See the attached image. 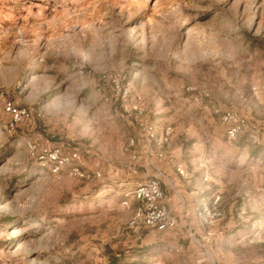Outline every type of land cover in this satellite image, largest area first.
<instances>
[{"label":"rangeland","instance_id":"obj_1","mask_svg":"<svg viewBox=\"0 0 264 264\" xmlns=\"http://www.w3.org/2000/svg\"><path fill=\"white\" fill-rule=\"evenodd\" d=\"M32 3L0 0V264H264V138L231 140L222 122L230 111L264 122V0ZM139 99L143 120L171 129L165 156L177 151L198 199L191 226L174 216L144 262L122 246L140 234L129 194L160 178L159 147L124 110ZM6 102L31 118L12 126ZM32 142L81 146L92 177L41 168ZM134 151L152 176L128 167Z\"/></svg>","mask_w":264,"mask_h":264},{"label":"built area","instance_id":"obj_2","mask_svg":"<svg viewBox=\"0 0 264 264\" xmlns=\"http://www.w3.org/2000/svg\"><path fill=\"white\" fill-rule=\"evenodd\" d=\"M185 90L191 93L194 91V88L186 87ZM126 94L127 91H124V95ZM5 109L11 117L12 126L23 124L32 116V111L28 108L17 106L13 102H6ZM124 110L128 114H133L135 121L139 125L141 137L139 141H144L150 151L152 150V145H157L160 150L157 151L156 155L158 158L163 159L165 157V150L163 148L171 140V129H166L160 135L155 125L143 120L141 115L144 112V107L140 99L127 104ZM222 122L227 126V136L231 140H235L239 135L244 133H249L254 140L264 138V122L261 123L248 114L230 111L223 115ZM28 146L36 163L53 174L67 172L70 176L83 180L92 177V174L83 165V148L81 146L68 150H64L60 145H39L33 142L29 143ZM178 171L181 175H184L183 170L178 169ZM93 176L100 178L101 173L94 172ZM129 196H131V199L130 201H126L125 205L132 207L133 202H135L133 213L128 223L129 229L136 233H141L145 229L167 231L177 228V219L172 216L164 203L165 193L161 178L152 177L139 183ZM204 214L208 218L209 223H212L223 215L221 211H217V208L213 210L205 209Z\"/></svg>","mask_w":264,"mask_h":264},{"label":"crops","instance_id":"obj_3","mask_svg":"<svg viewBox=\"0 0 264 264\" xmlns=\"http://www.w3.org/2000/svg\"><path fill=\"white\" fill-rule=\"evenodd\" d=\"M45 0H41V4L39 3H32L34 6L39 7H46L48 5L47 3H44ZM36 2H40V0H36ZM44 16V15H42ZM42 18H46L45 16ZM134 131V130H133ZM135 134V133H134ZM109 144H112V141L109 142ZM98 150H101L100 148H97ZM181 152V151H180ZM144 153V152H143ZM132 161L129 163L128 167L134 164H145L147 166L146 168L147 173H152L148 167L150 165L149 159L142 154L143 156H139L137 159L135 154L136 151L133 152ZM177 151H173L171 148V145L168 146V150L166 152V156L164 159L157 161L158 167L157 171L161 180H162V187L165 193L164 203L168 207L170 213L175 217H181V221L183 218H185L186 222H193V217L196 214V210L198 209L196 205L194 204V201H197L196 196H194V191H190L188 189H191L192 187V179L194 177V174L189 172L187 169H185V165L182 163L181 160H178L177 157ZM176 158V159H174ZM144 159V162L142 160ZM178 169H181L184 171V175H181L178 171ZM130 172V169H129ZM146 174L145 176H147ZM151 175V174H150ZM149 176V175H148ZM152 176V175H151ZM194 188V187H193ZM170 190V191H168ZM172 191V192H171ZM204 200V199H203ZM135 202H133L132 208H129V214L132 215L133 208H134ZM130 220V219H129ZM185 220L182 222L184 223ZM129 222V221H128ZM189 222L190 226L191 223ZM186 225V224H185ZM184 225V226H185ZM179 230V229H178ZM174 231L167 230V231H157L155 229H145L140 234H135L134 237L128 242L127 244L124 243L125 248L130 247L132 250L129 252L130 256L134 259H140L141 262H144L142 258H146V254H143L148 247H161L163 246L165 240L169 241V238L173 236ZM174 247H178L174 245ZM123 250V249H118ZM194 252L195 249H193L192 245L188 246L187 251H183V253H189ZM134 254V255H132ZM156 259H158L159 253L156 254ZM197 256H195V260H197ZM157 261V260H156Z\"/></svg>","mask_w":264,"mask_h":264}]
</instances>
